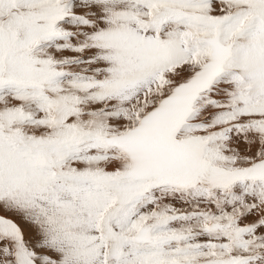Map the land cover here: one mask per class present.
<instances>
[{"label": "snow or ice", "instance_id": "snow-or-ice-1", "mask_svg": "<svg viewBox=\"0 0 264 264\" xmlns=\"http://www.w3.org/2000/svg\"><path fill=\"white\" fill-rule=\"evenodd\" d=\"M0 264H264V0H0Z\"/></svg>", "mask_w": 264, "mask_h": 264}]
</instances>
